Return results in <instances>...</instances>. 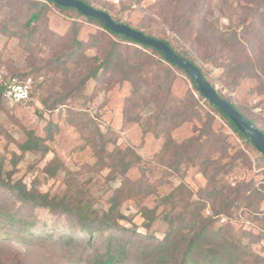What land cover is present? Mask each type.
I'll use <instances>...</instances> for the list:
<instances>
[{"label": "trees", "instance_id": "1", "mask_svg": "<svg viewBox=\"0 0 264 264\" xmlns=\"http://www.w3.org/2000/svg\"><path fill=\"white\" fill-rule=\"evenodd\" d=\"M80 1L95 8L88 0ZM214 2H219V18L226 20L227 25L215 21ZM51 5L61 12L73 11L97 22L116 40L101 56L88 57L77 29L73 30L71 48L47 64V67L52 63L67 67L70 71L79 70L82 63L86 65V75L71 89L69 97L75 91H84L91 80L100 85L96 86L98 91L117 78L120 83H129L131 91L125 119L139 124L145 134L163 138L161 160L168 161L171 169L180 171L183 166L186 170L196 169L205 179V185L194 193L182 182L167 195L156 194L155 186L146 178L132 180L131 172L143 162L132 147H122L113 140L110 148L102 132L92 131L89 122L79 118L78 128L90 130L86 141L97 157L94 171L102 173L108 168L111 179L118 183L109 207L98 210L92 204L91 193L96 180L90 178L84 182L77 172L67 170L62 181L64 188L58 191L52 187L44 191L37 179L31 186L14 180L17 165L28 152L40 155L42 161L51 151L45 138L28 132L27 140L18 143L20 154L12 153V170H5L8 158L0 155V264H264V247L258 252L254 249L264 238V177L243 180L234 186L226 179L238 167V160L252 169L246 150L250 147L260 152L250 135L206 99L192 76L161 51L117 34L99 19L87 17L75 8L62 7L51 0H0V13L5 12V18L0 19V32L19 38L35 59L39 51L38 34L48 35L47 11ZM97 10L108 13L104 9ZM13 11L18 14L15 20ZM149 11V16L137 26L111 17L116 23L167 44L177 56L197 67L214 89L206 75V65L221 70L219 77L228 86L238 85L243 79L255 82L253 92L264 97V0H156L149 4ZM122 43L138 48L132 46L131 50H124ZM151 53L190 80L193 91L188 92L185 100L179 101L172 95L171 68L162 66L161 60L155 61ZM151 59L155 64L150 63ZM39 71L31 69L10 79H32L40 75ZM8 81L0 82V113L5 110L4 101L11 104L5 98ZM41 87L42 84L32 82L29 98L11 105L29 102ZM216 90L264 133L256 118L247 116L222 90ZM68 95H57L51 104L44 99L45 109L56 110L59 103H66ZM201 102L209 111L198 128L199 133L178 141L173 134L175 129L195 119L201 121L196 112ZM217 117L244 141L245 150L230 154L229 135L214 126ZM2 132L7 133L0 126V135ZM7 137L10 145L14 140ZM207 148L208 153H204ZM261 159L264 160L263 154ZM65 167V163L55 157L42 173L47 180L56 181L59 171ZM125 190L137 200L143 232H139L134 219L125 216L122 210ZM153 194L157 195V200L151 207L146 200ZM207 208L211 215L205 214ZM37 209L64 217L67 225L40 220L35 213ZM241 209L248 215V221L261 229L260 234L231 222L221 223L222 217L230 219ZM156 222L167 225L162 236L153 230Z\"/></svg>", "mask_w": 264, "mask_h": 264}, {"label": "rangeland", "instance_id": "2", "mask_svg": "<svg viewBox=\"0 0 264 264\" xmlns=\"http://www.w3.org/2000/svg\"><path fill=\"white\" fill-rule=\"evenodd\" d=\"M88 1L96 9L108 11L112 17L119 19L121 22L137 26L144 18L149 16V4H153L156 0H145L142 3L134 0L137 4L136 8L133 7L132 0ZM219 9V2H214V19L216 22L220 21L219 23L227 25L226 20L219 18ZM12 13L14 14L13 20H15L18 14L16 11ZM4 14L5 12L0 13V19L5 18ZM74 29H77L78 39L84 44V52L88 57L101 56L105 50L111 48L113 43L116 42L115 38L97 22L89 21L73 11L61 12L52 5L47 11L48 35L41 36L43 33H39L36 38L39 43V51L35 59L31 56V51L25 48L24 43L19 38L8 37L0 32V82L8 81L15 74H22L31 69H40V75L34 76L35 78L32 77V82L35 85L42 84L38 95L29 102L13 106L4 101L5 110L0 113V126L7 133L2 132L0 135V155L8 158L5 170H12L13 164L10 161L12 153L20 154L18 143L25 142L28 138V132H33L34 135L48 141L51 151L42 161L40 155L28 152L25 158L18 163L17 171L13 177L14 180H21L31 186L32 182L37 179L44 191H47L50 187L58 191L64 188L62 181L66 171L71 170L79 173L84 182L90 178L96 180L94 185L91 186L92 204L98 210L107 209L118 183L111 179L108 168L102 170V173L94 171L97 157L86 141L87 133L90 130L84 131L78 128L80 123L78 119L82 118L89 122L92 131L99 130L106 136L110 148L113 147V140H116L122 147H132L143 158L141 167L131 172L132 180L146 178L155 186L156 194L160 195L169 194L175 186L182 182L191 191L197 193L205 185L203 176L196 169L189 168L186 170V166H183L180 171L171 169L168 161H162L159 156L164 148V139H158L151 133L145 134L139 124L125 119L127 99L131 91L129 83H120V78H117L110 85H103L98 91L96 86L100 85L91 80L87 83L84 91L81 93L75 91L73 96L69 97L68 94L71 89L75 87L84 74L86 75V65L82 63L79 70L73 69L70 71L67 67L57 66L53 63L50 67H47V64L51 63V60L55 57L65 54L71 48ZM121 46L124 50H131L132 46L138 48L137 45L130 43H122ZM151 54L155 61L161 60L162 66L171 68L170 72L173 79L171 93L175 99L185 100L188 92L192 90L190 80L181 71L170 67L158 55ZM153 62L151 59L150 63L155 64ZM205 68L206 75L215 86V89L222 90L225 96L232 100L247 116L256 118V122L264 130V97H258L253 92L255 82L243 79L238 85L228 86L219 77L221 70L210 65H206ZM65 94L68 95L65 104L59 105V103L58 108L52 112L45 109L44 99H47L51 104L53 98L57 95ZM136 103L138 104V102ZM200 105L201 107L197 108L196 112L201 116V121L195 119V121L173 131L178 141L188 139L199 133L198 128L206 120V114L209 111L203 102ZM140 107H142L141 104ZM135 113L136 110L132 113V116H135ZM80 125H83V123ZM214 126L216 129H223L229 135L230 154H235L238 150L247 148L244 141L239 139L222 119L217 117ZM7 135L14 140L10 142V145H8L9 138ZM220 145L219 147L222 146ZM208 149H205L204 153H208ZM246 151L251 158L252 169L243 166L241 160H238V167L226 177L233 186L243 180L252 178L261 180L264 177V160L261 159V154L250 147ZM55 157L61 159L66 167L59 171L56 181L47 180L42 170ZM122 198L124 200L122 210L125 216L133 218L134 222L140 227L139 232H143L144 230L141 229L143 220L139 216L137 200L126 190ZM156 200L157 195L153 194L146 200V204L152 207L155 205ZM35 213L40 220L48 224L60 222V225H67L64 217L54 216L46 209H37ZM205 214H212L210 208L205 210ZM224 222H231L236 227L252 229L255 234L261 233L260 228L248 221V215L243 209L235 211L230 219L222 217L221 223ZM123 223L130 226L124 221ZM166 228V224L156 222L153 230L157 232L158 236H162ZM98 244L100 245V242ZM262 247H264V238L259 244L255 245L254 249L258 252Z\"/></svg>", "mask_w": 264, "mask_h": 264}, {"label": "water", "instance_id": "3", "mask_svg": "<svg viewBox=\"0 0 264 264\" xmlns=\"http://www.w3.org/2000/svg\"><path fill=\"white\" fill-rule=\"evenodd\" d=\"M51 1L55 2L56 4L62 7L75 8L87 17L99 19L113 32L125 35L126 37L131 38L140 44H144L161 51L173 64L183 68L188 74L192 76L199 90L205 96V98L210 100V102H212L221 111L227 114L241 130L247 132L250 135L256 148L261 154L264 155V133L261 132L250 121L246 120L230 102L221 98L217 90L214 89L203 78L200 70L197 67L177 56L167 44L155 38L147 37L142 32L132 29L127 25H121L119 23H116L110 14L97 10L80 0Z\"/></svg>", "mask_w": 264, "mask_h": 264}, {"label": "built area", "instance_id": "4", "mask_svg": "<svg viewBox=\"0 0 264 264\" xmlns=\"http://www.w3.org/2000/svg\"><path fill=\"white\" fill-rule=\"evenodd\" d=\"M133 7L136 8V3L134 0ZM7 88L5 91V98L11 104L22 103L27 100L30 96L32 90V79L29 78L27 80H20L18 78L10 79L7 84Z\"/></svg>", "mask_w": 264, "mask_h": 264}]
</instances>
